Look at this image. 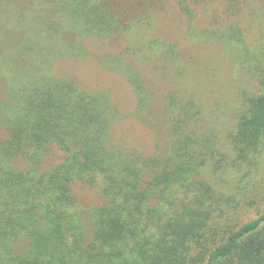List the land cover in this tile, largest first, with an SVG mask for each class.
Masks as SVG:
<instances>
[{"label":"trees","instance_id":"1","mask_svg":"<svg viewBox=\"0 0 264 264\" xmlns=\"http://www.w3.org/2000/svg\"><path fill=\"white\" fill-rule=\"evenodd\" d=\"M188 1L177 0L185 40L219 45L255 91L240 94L225 148L205 126L195 93L165 91L167 135L151 155L113 139L127 115L108 90L55 75L52 65L87 58V36L116 43L128 36L120 52L95 57L101 71L123 78L135 99L132 117L147 125L156 94L143 67L155 61L182 78L192 56L152 36L149 17L130 0L9 7L0 24L13 36L0 53V264H264V189L256 183L264 166V42L248 45L235 22L196 29ZM57 155L62 160L51 163ZM76 183L101 202L81 209Z\"/></svg>","mask_w":264,"mask_h":264},{"label":"rangeland","instance_id":"2","mask_svg":"<svg viewBox=\"0 0 264 264\" xmlns=\"http://www.w3.org/2000/svg\"><path fill=\"white\" fill-rule=\"evenodd\" d=\"M130 2L136 6L138 14L141 12L139 16L149 17L153 26L152 36L176 43L178 49L185 56H192L193 60L182 78L173 76L171 69L166 68L163 71L155 61L143 67L145 77L156 94L145 115L144 122L147 125L140 124L132 117L135 99L123 78L117 74L101 71L95 57L104 53L120 52L126 46L128 36L117 37L119 38L117 43L87 36L85 45L90 55L77 61H57L52 65V72L58 76H71L92 91L108 90L112 102L121 114L127 115L126 119L114 125L113 139L128 148L151 155L155 143L162 145L168 130L162 96L165 91L172 88L195 93L202 107L205 126L211 127L217 133L222 147L225 148V135L227 130L233 128V116L241 105L239 96L242 92H254L255 87L249 85L242 74L234 70L219 45L192 44L185 40L188 22L178 9L177 0H130ZM188 2L196 13L194 22L196 29L222 28L230 22H235L243 29L248 45L264 42V0H189ZM11 6L17 13L26 8L22 0H0V24H6L5 13ZM131 35H133L131 41L136 42L137 39L134 38H138L139 35L136 33ZM11 37H13L11 33L7 37L5 32L1 31V54L4 50L2 47ZM2 92L3 82L0 80V96ZM151 122L157 125L154 126ZM5 137V129L0 125V140ZM61 160V156L57 155L51 163H59ZM257 182V185L264 189V166L257 176ZM73 194L78 206L83 210L101 202L97 191L89 190L83 183L73 185ZM258 208L263 211L264 205ZM255 213L253 211L249 213L246 220L254 218Z\"/></svg>","mask_w":264,"mask_h":264}]
</instances>
